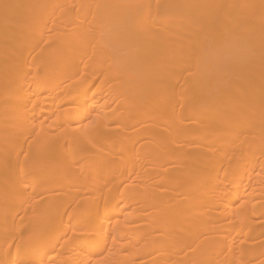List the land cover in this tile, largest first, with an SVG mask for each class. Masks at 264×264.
<instances>
[{
	"label": "bare ground",
	"instance_id": "1",
	"mask_svg": "<svg viewBox=\"0 0 264 264\" xmlns=\"http://www.w3.org/2000/svg\"><path fill=\"white\" fill-rule=\"evenodd\" d=\"M263 25L264 0H0V264H264Z\"/></svg>",
	"mask_w": 264,
	"mask_h": 264
},
{
	"label": "rangeland",
	"instance_id": "2",
	"mask_svg": "<svg viewBox=\"0 0 264 264\" xmlns=\"http://www.w3.org/2000/svg\"><path fill=\"white\" fill-rule=\"evenodd\" d=\"M262 29H264V25H263V27H261ZM246 67H247V64H245V63H240L239 64V66L235 69V72H234V77H233V84L234 85H236L238 82H242V81H244V75H245V72H246ZM257 82H259V80L257 81ZM243 83V82H242ZM256 86H258V85H256ZM242 92H245V90H244V88H241L240 90H238V89H233L232 90V93H231V96L230 97H234V96H237V95H239V94H242ZM237 98H240V97H237ZM222 106V105H221ZM241 116H232V117H228V118H225V120L223 121V123H228V122H230L231 123V125H232V127L233 128H235V127H237V126H239V125H241L242 124V121H241ZM142 123V122H141ZM140 123V124H141ZM139 125V124H138ZM137 125V126H138ZM239 131H240V135L241 134H245L248 130H246V127H243V126H241L239 129H238ZM248 132H250V131H248ZM221 133H228V132H218L217 134H221ZM237 139V138H236ZM253 140V138H250L249 140H248V143L250 142V141H252ZM230 142V141H229ZM229 144V143H228ZM219 152V151H218ZM231 187V186H230ZM47 201H49V200H47Z\"/></svg>",
	"mask_w": 264,
	"mask_h": 264
}]
</instances>
